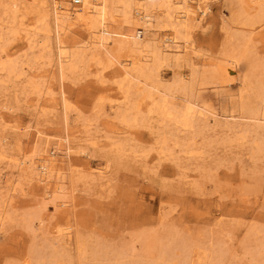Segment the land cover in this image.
<instances>
[{
  "label": "rangeland",
  "instance_id": "374dc122",
  "mask_svg": "<svg viewBox=\"0 0 264 264\" xmlns=\"http://www.w3.org/2000/svg\"><path fill=\"white\" fill-rule=\"evenodd\" d=\"M191 2L206 13L178 36L182 53L149 54L153 77L129 98L83 28L62 36L83 60L61 76L52 21L33 34L31 0H16L11 31L0 9V63L15 66L0 68V264H264V16L235 18L255 14L249 0ZM140 35L147 51L168 31ZM162 98L201 114L165 122L151 109ZM66 141L39 183L32 164Z\"/></svg>",
  "mask_w": 264,
  "mask_h": 264
},
{
  "label": "bare ground",
  "instance_id": "6f19581e",
  "mask_svg": "<svg viewBox=\"0 0 264 264\" xmlns=\"http://www.w3.org/2000/svg\"><path fill=\"white\" fill-rule=\"evenodd\" d=\"M78 1L80 2L79 5H74L73 0L70 3L69 0H31V4L28 8H24L21 16L32 14L37 18L36 27L31 26L33 34L36 29L46 33L48 31L49 22L52 21L56 35L55 48L60 64L59 70L61 76H63L62 74L64 73L65 66H68L69 70H73L75 66H77V63L81 61V59L83 60V56L80 52L68 55V47L62 39V36L65 34L66 30L74 26L83 28L89 36H91L89 46H93L95 49L102 51V54L104 53L103 56L100 52H96L90 57V60L96 61V64L99 65L103 63L106 66H114L117 68V72L122 77L119 89L123 92L125 98H129L131 95L134 96L136 93L135 86L137 84L143 82L144 86L152 79V68L148 67L147 64L148 59H150L149 54H152L154 58L153 61L160 60V55L163 54V50L173 51L174 55L178 57L182 53L180 48L183 45H180L178 36L187 33L189 29H191L192 22L195 20L200 21L201 17L206 13L204 9L201 10L199 15L195 14L199 7L194 9L191 6L192 0ZM235 1L236 0H225L226 6L234 9ZM249 2L257 7L255 8V14L248 15L245 11L241 10L242 12H236L238 17L236 16L235 18H241L244 20V23L252 26L260 22L264 16V1L260 3L259 0H249ZM32 5H34V7H32ZM0 9H3L7 15V23L10 25L11 30L17 23V14L20 11L17 7L16 0H0ZM235 10L237 11V8H235ZM125 26H134L136 30H134V32L125 33L123 32ZM151 28L166 29L168 31V36L164 35L162 39H159L158 46H148L147 51H143L138 46L140 43L134 41L135 37L139 36V33L143 36L146 35L148 29ZM138 30L139 32H137ZM27 34H30V32ZM141 35L140 38H143ZM181 38L183 39L184 36ZM45 46L46 43H44V47ZM0 68L6 71L7 74H12L15 66L10 63H0ZM149 97L150 95L145 94L142 100L145 98L148 99ZM132 106L133 113L138 116L141 113L140 103L136 102V104ZM152 106L153 108L151 109L155 114H158L163 121L173 122L184 128L191 126L196 114H201L196 111L195 103L193 102H187L181 110H176L168 101L162 98L158 100V102L152 103ZM261 115L262 119H264V113ZM132 119L133 122L136 121V118ZM67 144L68 142L66 141V150L64 153L62 150L57 149L55 152L56 155L53 157L49 154L39 155L37 166L32 164V170L39 171V183L47 184L53 172H55L56 162L61 163L63 161L62 159L68 160L71 151L70 148H67ZM21 165L25 169L26 164L22 162ZM32 166L30 165L29 167ZM163 259L164 258H161L162 263L164 261Z\"/></svg>",
  "mask_w": 264,
  "mask_h": 264
},
{
  "label": "built area",
  "instance_id": "2783aa9c",
  "mask_svg": "<svg viewBox=\"0 0 264 264\" xmlns=\"http://www.w3.org/2000/svg\"><path fill=\"white\" fill-rule=\"evenodd\" d=\"M79 3H80V2H79L78 0H73V4H74V5H79Z\"/></svg>",
  "mask_w": 264,
  "mask_h": 264
}]
</instances>
